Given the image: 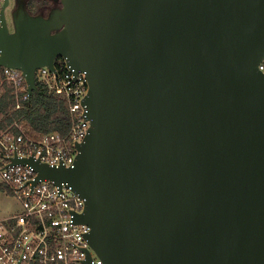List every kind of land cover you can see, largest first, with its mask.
Masks as SVG:
<instances>
[{"label":"water","instance_id":"water-1","mask_svg":"<svg viewBox=\"0 0 264 264\" xmlns=\"http://www.w3.org/2000/svg\"><path fill=\"white\" fill-rule=\"evenodd\" d=\"M4 1L0 65L29 94L60 56L88 79L74 164L12 163L85 198L103 264H264V0L21 2L14 30Z\"/></svg>","mask_w":264,"mask_h":264},{"label":"built area","instance_id":"built-area-1","mask_svg":"<svg viewBox=\"0 0 264 264\" xmlns=\"http://www.w3.org/2000/svg\"><path fill=\"white\" fill-rule=\"evenodd\" d=\"M4 0H0V25ZM57 71L48 66L36 70V80L62 98L69 110L66 132L52 130L39 135L19 123L0 130V184L22 203V210L0 219V264H103L87 236L91 227L75 220L83 212L85 198L67 182L57 184L37 177L34 166L12 163V158L33 156L49 165H73L78 154L77 144L87 135L90 121L83 101L89 83L84 72L75 73L65 58ZM264 72V58L259 63ZM8 82L17 98L29 97L28 84L20 68L0 65L2 83ZM18 132L14 133L12 130ZM90 253V260H89Z\"/></svg>","mask_w":264,"mask_h":264},{"label":"trees","instance_id":"trees-1","mask_svg":"<svg viewBox=\"0 0 264 264\" xmlns=\"http://www.w3.org/2000/svg\"><path fill=\"white\" fill-rule=\"evenodd\" d=\"M30 1L33 0H27L29 12H31ZM58 6H62V0H42L37 14L41 13L47 16L53 7ZM61 59V56L57 58L58 68ZM16 105L17 98L13 86L8 82H3L0 93V130L21 120L26 121L31 132L36 135L52 130L66 132L69 127V110L65 101L52 94L40 80H37V88L29 97L21 99L20 108H16ZM12 131L18 132L16 129Z\"/></svg>","mask_w":264,"mask_h":264},{"label":"rangeland","instance_id":"rangeland-1","mask_svg":"<svg viewBox=\"0 0 264 264\" xmlns=\"http://www.w3.org/2000/svg\"><path fill=\"white\" fill-rule=\"evenodd\" d=\"M21 2L26 3V6H27V0H11L9 6L6 9L7 19H8L9 27L11 30L15 29L14 17H15V14L18 13L17 10ZM29 5H30V11H31L30 13H35L34 15L40 14V13L37 14V10L42 5V0L30 1ZM14 123H19L24 129L30 130L29 125L26 123V121L21 120V121H16ZM21 210H22V203L8 189L4 188L0 184V217H3L8 214L11 215L14 213H18Z\"/></svg>","mask_w":264,"mask_h":264},{"label":"crops","instance_id":"crops-1","mask_svg":"<svg viewBox=\"0 0 264 264\" xmlns=\"http://www.w3.org/2000/svg\"><path fill=\"white\" fill-rule=\"evenodd\" d=\"M2 186H4L3 184H1ZM10 214H8V215H5V216H3V217H0V219L1 218H5V217H7V216H9Z\"/></svg>","mask_w":264,"mask_h":264},{"label":"flooded vegetation","instance_id":"flooded-vegetation-1","mask_svg":"<svg viewBox=\"0 0 264 264\" xmlns=\"http://www.w3.org/2000/svg\"><path fill=\"white\" fill-rule=\"evenodd\" d=\"M10 2H11V0H9V4H10ZM4 3H5V1H4Z\"/></svg>","mask_w":264,"mask_h":264}]
</instances>
